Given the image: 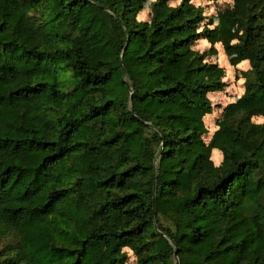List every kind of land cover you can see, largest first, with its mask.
Here are the masks:
<instances>
[{
  "label": "trees",
  "instance_id": "obj_1",
  "mask_svg": "<svg viewBox=\"0 0 264 264\" xmlns=\"http://www.w3.org/2000/svg\"><path fill=\"white\" fill-rule=\"evenodd\" d=\"M172 1L0 0V264H264V0Z\"/></svg>",
  "mask_w": 264,
  "mask_h": 264
},
{
  "label": "rangeland",
  "instance_id": "obj_2",
  "mask_svg": "<svg viewBox=\"0 0 264 264\" xmlns=\"http://www.w3.org/2000/svg\"><path fill=\"white\" fill-rule=\"evenodd\" d=\"M153 1L154 0H149L146 8L140 13L139 19L141 22H147L150 19V3ZM179 2L180 0H173L172 4L177 5ZM194 2L205 9V14L208 18L201 29L206 26H216L219 22L221 13L234 5L233 0H194ZM194 48L201 52L209 51L210 55L207 57V61L217 63L225 70L224 80L227 83L226 88L221 92L210 94V99L213 103V111L205 118V123L208 128L205 139L209 142L219 128V122L230 113L229 106L236 103L243 95L245 91L246 73L250 70L251 65L248 60L232 63L231 56L226 53L221 43H217L212 47L207 39H200L194 45ZM254 121L263 122L264 117L256 116L254 117ZM213 159L217 165L221 164L223 161L222 153L215 150ZM126 251L129 253L127 264H137L136 257L132 251H130V249H126Z\"/></svg>",
  "mask_w": 264,
  "mask_h": 264
},
{
  "label": "water",
  "instance_id": "obj_3",
  "mask_svg": "<svg viewBox=\"0 0 264 264\" xmlns=\"http://www.w3.org/2000/svg\"><path fill=\"white\" fill-rule=\"evenodd\" d=\"M125 76H126V71H125V75H124V77H123V79H122L124 82H126V78H125ZM128 85H129V84H128ZM175 255L177 256V251H176ZM177 264H180V263H179V260L177 261Z\"/></svg>",
  "mask_w": 264,
  "mask_h": 264
}]
</instances>
